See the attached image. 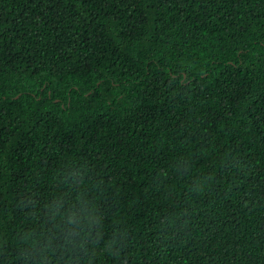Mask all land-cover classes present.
Here are the masks:
<instances>
[{"label":"trees","instance_id":"obj_1","mask_svg":"<svg viewBox=\"0 0 264 264\" xmlns=\"http://www.w3.org/2000/svg\"><path fill=\"white\" fill-rule=\"evenodd\" d=\"M0 264H264V0H0Z\"/></svg>","mask_w":264,"mask_h":264}]
</instances>
